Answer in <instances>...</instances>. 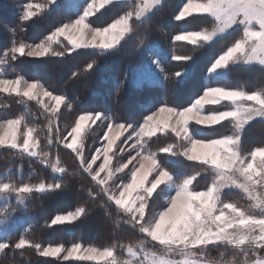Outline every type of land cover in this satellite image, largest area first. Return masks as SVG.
<instances>
[{"label":"snow or ice","instance_id":"1","mask_svg":"<svg viewBox=\"0 0 264 264\" xmlns=\"http://www.w3.org/2000/svg\"><path fill=\"white\" fill-rule=\"evenodd\" d=\"M54 3L55 0H44L43 3L29 0L21 7L18 17L20 24L32 20L42 9ZM162 3L163 0H152L149 5L146 0H135L128 10L108 23L94 27L90 18L114 5V0H86L75 19L59 25L39 43L14 41L0 53V66L24 56L63 57L79 49L94 52L90 61L78 71L71 72V78L78 79L81 73L93 68L100 54L122 48L126 38L134 32L136 23ZM189 17L202 18L213 27L211 30L174 35L173 44L186 42L195 46L201 41H211L217 33L225 34L233 28L239 29L238 38L218 55L210 72L236 61L245 64L255 61L264 66V0H184L173 19L183 21ZM98 28L105 31L97 32ZM8 31L14 33L15 29L9 28ZM55 42H62L61 51L53 49ZM153 43L146 34L141 39L143 46L150 47ZM137 47L139 51L141 47ZM188 59L190 55L172 54V60L176 62ZM152 62L165 80L174 81L181 75L182 70L168 73L156 60ZM119 90L120 86L116 88L117 96ZM0 93L15 94L42 104L48 113V145L55 146L57 151L61 148L70 150L78 171L90 185L87 197L97 201L98 206L106 210L105 215H109L107 209L114 206L126 217L122 224L141 237L136 242L117 241L102 249L83 247L78 242L65 249L32 243L21 235L17 240L9 237L0 242V253L32 247L41 257H59L66 252L64 260L75 258L103 260L106 264H147L148 254L144 252V245L150 241L169 254L158 256L153 252L151 264H264V144L247 150L241 148L244 127L256 117L264 118V91L210 87L189 106L178 108L165 101L132 122L105 115L103 111H84L75 119L67 135L61 133L58 120L61 105L72 107L64 95L54 94L39 80L29 82L22 76L0 78ZM44 98H49L53 103H45ZM209 100L212 102L209 103ZM209 105L225 108L232 105V108L205 111ZM208 117H213L211 123L206 122ZM24 119L23 115L0 119V148L37 157L40 131L35 126L22 123ZM225 122L232 124L230 135L193 138L190 134L191 125L214 128L217 125L225 126ZM93 126L106 128L101 137L106 144L97 148L89 158L84 140L86 128L92 129ZM122 136L124 139L120 140ZM169 138H174V142L167 143ZM153 142L161 144L156 151L151 149ZM122 153H127L126 160L120 155ZM158 153L183 157L195 169L194 173L174 181L170 172L158 163ZM40 155L45 158L44 163L53 174L69 171L61 165L58 156L55 162L48 164L50 154L44 152ZM101 155L103 161L94 166ZM202 173L208 174L210 180L203 190H198ZM169 183L175 184V194L167 198L163 210H157L155 203L163 191L161 186ZM63 188L60 180L30 185L0 179V197L4 198L0 206V222H11L12 214L20 210L19 205H24V194L55 192ZM225 189L240 190L249 201L248 206L242 207L237 201L222 199L221 193ZM13 196L16 204L9 203ZM24 210L27 211V205H24ZM88 212L86 206H79L66 214H56L46 226L71 224ZM116 227H120V222ZM210 247L222 248L224 253L231 255V259L205 258L203 252ZM120 253H126L130 259L121 262L118 259ZM177 256L179 259L175 258Z\"/></svg>","mask_w":264,"mask_h":264},{"label":"trees","instance_id":"2","mask_svg":"<svg viewBox=\"0 0 264 264\" xmlns=\"http://www.w3.org/2000/svg\"><path fill=\"white\" fill-rule=\"evenodd\" d=\"M34 0H31V2ZM186 1V0H185ZM29 0H0V53L17 43H35L41 41L59 25L75 19L81 12L71 11L64 7V1L48 9L41 19L33 20L26 26L20 24L18 8ZM134 0L114 2L96 17L90 18L92 26H102L117 15L128 10ZM184 0H163L162 6L156 8L144 20L138 21L135 30L126 38L124 46L117 51L102 53L97 57V63L87 73H81L78 79L71 78V72L78 71L82 65L90 61L94 52L79 49L63 57H44L42 59L17 58L10 62L5 69L6 78L22 76L31 82L39 80L54 94H62L67 102L72 103L68 108L61 105L58 117L60 131L63 135L74 126L75 119L84 111H103L105 115H114L122 121L132 122L142 118V115L154 110L161 103L182 108L189 106L209 87L243 88L245 91H264V69L258 66L228 67L221 77L206 80L208 70L214 60L240 35L239 29L217 38L212 42H200L198 45H189L172 41V36L187 31L211 30L213 25L206 23L202 18L189 17L183 21L173 19ZM13 6V7H12ZM7 25V28L5 27ZM15 29L9 32L8 29ZM162 29V31H161ZM148 35L167 56L161 59V65L166 72L172 73L182 70L181 75L173 80L163 79L159 84H144L137 86L135 77L144 68V54L146 47L141 44L144 35ZM61 43L53 44V49L61 51ZM64 43H67L66 41ZM141 48L138 51V47ZM149 48V47H148ZM190 55V59L183 62L172 60V54ZM121 81H123L121 85ZM120 86L119 94L116 88ZM115 97V101H114ZM227 103V102H224ZM0 117L15 118L18 115L25 117L22 123L35 126L40 131L37 157L21 155L13 150L0 148V176L15 183L37 185L42 182L52 183L60 180L64 184L62 190L55 192H32L25 195L27 212L33 215V224L25 234V238L32 243H41L43 246L70 247L72 243H81L84 247L102 249L114 242L128 243L140 239V234L127 229L122 224L126 217L110 206L105 215V209L98 206L97 201L87 197L88 181L77 169L70 150L60 149L48 145V113L37 101L24 99L21 96L0 97ZM231 105L208 106L206 111L213 109L227 110ZM232 124L225 122V126L217 125L214 128L190 126V133L194 138L214 137L220 134H232ZM102 129H87L85 132V152L91 155L97 139L101 137ZM167 143L174 142L169 138ZM264 144V120L251 122L241 134V148L247 150L252 146ZM159 142H153L151 149L158 150ZM50 154L48 164L55 162L57 156L61 165L68 168L65 174H53L49 166L44 163L45 158L40 155ZM158 163L173 176L174 181L194 173L195 169L183 157L170 156L158 153ZM115 159H118L116 157ZM208 174L202 173L199 177L200 189L209 182ZM119 183V181H117ZM163 189V187H162ZM155 195V194H154ZM163 191L156 200L157 210L166 206L162 199ZM222 199H230L247 207L248 202L240 191L224 190ZM79 206H86L89 212L71 224L47 227L46 223L56 214H66ZM120 222V227L116 224ZM17 240L20 237L17 231L7 238ZM6 238V239H7ZM160 245L147 241L144 252L159 249ZM161 248V247H160ZM224 250L210 247L204 254L209 260H230L231 255ZM118 259L122 262L130 259L126 253H120ZM0 264H106L90 261H60L56 258L39 256L34 248L25 247L23 250H8L0 254Z\"/></svg>","mask_w":264,"mask_h":264},{"label":"rangeland","instance_id":"3","mask_svg":"<svg viewBox=\"0 0 264 264\" xmlns=\"http://www.w3.org/2000/svg\"><path fill=\"white\" fill-rule=\"evenodd\" d=\"M64 1V7L67 8L68 10H71V11H78L79 9H81L82 11V3H86V0H55V3L54 4H51L49 5L47 8H44L42 9V11L36 16L34 17L32 20L26 22V26L28 24H30L33 20H36V19H41L44 15V13L50 9L52 6L58 4V3H61ZM123 1H127V0H114V2H123ZM131 1V0H130ZM135 1V0H134ZM32 2H35V3H43L44 0H34ZM151 2L152 0H146V3H148L149 5H151ZM186 2V1H185ZM184 3V2H183ZM182 3V4H183ZM182 4L180 5V7L182 6ZM23 5L20 6V8H18V12L20 14V11H21V7ZM13 7V6H12ZM159 7V6H158ZM158 7H155L152 11L148 12L143 18H141L139 21H142L144 20L148 15H150L156 8ZM69 22V21H68ZM238 28H233L231 30H229L227 33L225 34H220V33H217L213 39L209 42H212L214 41L215 39L217 38H220V37H223L225 36L226 34H229L231 33L232 31L236 30ZM199 31V30H198ZM181 34V33H180ZM46 37V36H45ZM44 37V38H45ZM43 38V39H44ZM42 39V40H43ZM67 42V41H66ZM203 42V41H201ZM209 42H204V43H209ZM35 43H39L38 42H35ZM33 43V44H35ZM55 43H59V42H55ZM53 43V44H55ZM181 43H186V42H181ZM28 44H32V43H28ZM187 44V43H186ZM53 46V45H52ZM147 49L145 50V54H144V68L142 69V71L140 73L137 74V76L135 77V84L137 86H142L144 84H159L161 83V81L164 79V76L163 74L159 71V69L156 67V64H154L152 61L153 60H156L160 65H161V59L166 57L167 55L164 53V52H161L159 51V47L156 43H153L149 48L146 47ZM24 57H27V56H24ZM18 58H22V57H18ZM29 59H42L44 57H41V58H36V57H28ZM11 62V61H10ZM10 62L3 65V66H0V78H6L5 76V69L7 67L10 66ZM14 62V61H12ZM162 66V65H161ZM251 66H258V67H261L264 69V66H261L259 65L258 63H256L255 61H253L252 63H243L242 61H236L234 63H230L228 66H226L225 68L223 69H217L213 72H210L208 70V73L206 75V80L209 81V80H213L217 77H221L224 75L225 73V70L228 68V67H251ZM211 68V66H210ZM209 68V69H210ZM7 79H15V78H7ZM210 88V87H209ZM208 89V88H207ZM206 90V89H205ZM204 90V91H205ZM203 94V93H202ZM201 94V95H202ZM15 94H5V93H0V97H10V96H14ZM16 96V95H15ZM22 97V96H21ZM199 97V96H198ZM197 97V98H198ZM24 99H27L25 97H23ZM196 98V99H197ZM37 101V100H35ZM38 102V101H37ZM44 102L45 103H48V104H51L53 103L49 98H44ZM39 103V102H38ZM41 106L42 104L39 103ZM210 106V105H209ZM208 107V106H206ZM44 108V107H43ZM232 108V105L230 106L229 109L227 110H230ZM0 109H1V105H0ZM205 111H206V108H205ZM79 116V115H78ZM0 119H3L0 117ZM255 120H264V118H261V117H256L254 119H252L251 121H249V123L244 127V129L253 121ZM193 126V125H191ZM196 126H199V125H196ZM94 127V126H93ZM201 127V126H199ZM243 129V130H244ZM87 130V128H86ZM106 130V128L102 129V134H101V137L103 136V132ZM242 130V131H243ZM191 134V133H190ZM242 134V133H241ZM127 133L124 134V136H126ZM124 136H122L120 138V140H123L124 139ZM101 137H99L97 139V142L95 144V147L93 148V150L91 151L93 153H95L96 149L97 148H102L104 147V145L106 144V141H103L101 139ZM194 138V137H193ZM117 143H120V141H117ZM125 148H127V145H124ZM121 156L124 157V159L126 160L127 159V153H122L120 154ZM119 159V157H118ZM103 161V156L101 155L100 159L96 162V165L94 166H98L99 163H101ZM0 179H3L5 180V176H0ZM161 187H163V196H162V199L165 201V203H167V198L171 197L172 195L175 194V184L174 183H169V184H166V185H162ZM225 190H229V189H225ZM236 191H240V190H236ZM241 192V191H240ZM242 193V192H241ZM222 194V193H221ZM27 195V194H24V196ZM244 195V194H243ZM22 197L23 201H24V205H26V200H25V197ZM245 196V195H244ZM245 200L248 202L249 204V201L247 200V198L245 197ZM3 202H4V198L3 197H0V206L3 205ZM9 203L11 204H16L17 201L16 199L14 198H11L9 200ZM24 205H19V211L16 212V213H13V218L11 220L10 223H4V222H0V242L2 241H5L6 238L13 232L17 231L18 234L23 235L25 236V234L29 231V228L31 227V225L33 224V215H31L30 213H28L27 211L24 210ZM248 206V205H247ZM67 224V223H66ZM64 225V224H63ZM25 229H27L25 231ZM55 247V246H53ZM71 247V246H70ZM84 247V246H83ZM158 248H156L157 250L155 251H158L156 254L158 256H166V255H169L166 253V250L164 248H162L161 246H158ZM161 247V248H160ZM65 249H67L68 247H63ZM154 251H148L146 252L148 254V262L147 264H151V260H152V253ZM205 252V250H204ZM203 252V256L205 257V254ZM1 254V253H0ZM198 255L200 254L199 252L197 253ZM66 255V252H62L61 255L59 257H48V258H56L60 261H63V262H66V261H78V259H75V258H70L69 260H64L63 259V256ZM177 259H179V257H175ZM206 258V257H205ZM80 261H90V262H97V263H102V262H105L103 260H100V261H95V260H80Z\"/></svg>","mask_w":264,"mask_h":264},{"label":"clouds","instance_id":"4","mask_svg":"<svg viewBox=\"0 0 264 264\" xmlns=\"http://www.w3.org/2000/svg\"><path fill=\"white\" fill-rule=\"evenodd\" d=\"M96 31H97V32H103V31H105V29L98 28V29H96ZM211 102H212V101L209 100V103H211ZM212 119H213V117H208L207 120H206V122L211 123Z\"/></svg>","mask_w":264,"mask_h":264}]
</instances>
